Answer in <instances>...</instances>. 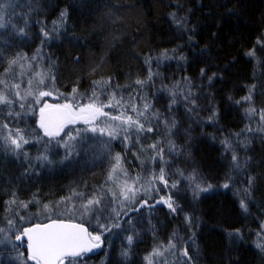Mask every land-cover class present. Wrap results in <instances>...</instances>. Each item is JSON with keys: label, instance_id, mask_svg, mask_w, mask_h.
Masks as SVG:
<instances>
[{"label": "trees", "instance_id": "trees-1", "mask_svg": "<svg viewBox=\"0 0 264 264\" xmlns=\"http://www.w3.org/2000/svg\"><path fill=\"white\" fill-rule=\"evenodd\" d=\"M0 4V95L31 79L57 105L92 104L124 127L66 149L65 138L31 131L34 101L0 105V141L9 124L44 142L31 139L29 167L0 150V264H34L2 237L8 220L19 234L73 222L39 215L72 193L103 203L101 228L81 224L104 248L75 264H264V0ZM117 156L130 178L147 177L146 203L163 206L114 208L107 180Z\"/></svg>", "mask_w": 264, "mask_h": 264}, {"label": "rangeland", "instance_id": "rangeland-1", "mask_svg": "<svg viewBox=\"0 0 264 264\" xmlns=\"http://www.w3.org/2000/svg\"><path fill=\"white\" fill-rule=\"evenodd\" d=\"M2 0H0L1 2ZM4 6V5H3ZM4 8L2 9V5L0 4V23L2 21H4ZM3 27L0 26V29H2ZM36 73V72H35ZM39 78V77H38ZM40 79V78H39ZM31 81V83H29ZM34 83L31 79L28 80V82L24 85H21L20 87H16L13 91V95L11 98H8L10 100H12L13 102H16L18 104H20V106L23 107V104L28 103L27 100L29 99V101H34L35 102V106L37 110V128H33L31 129V131H34L37 133H40L42 138L47 139V140H52V141H56V140H60V138L64 139L65 141H67L68 143V147H64L66 149H74L77 148V144L79 145L80 143L73 142V140H68V138L64 135V133L70 132L72 133V135H76V130H80V135L77 136V138L79 137V139H84L86 137H89L92 134H99L101 133L99 131V129H105V131L101 134H104L106 136H115L116 134H118V131L121 129L123 130L124 127L123 124H120L121 126H115L114 123L108 122L106 120H103L104 116L102 114L97 113V116L94 119H90L89 123H75V124H69L67 125L63 132H61L60 136H55V137H49L46 136L44 134V130H42V128L39 126L40 123V110L41 108L44 107L45 104L48 105H52V106H56V97L53 95H46V96H40L39 93L35 92V87L33 86ZM18 93V95H17ZM29 93H31L29 95ZM33 96L35 97V100H32L30 97ZM82 107H75L72 105V111L79 113V109ZM35 107H34V111H36ZM98 109V108H96ZM100 113H102L100 111ZM5 125L7 127H5ZM3 125V131L5 133V136L8 137L9 135H11L12 138H17V136H13V134L19 133L16 132L14 129H12L10 127L9 124H5ZM97 128L96 132H92V131H85L86 129H90V128ZM37 129V130H36ZM109 133H112L111 135ZM120 133V132H119ZM19 135H21V133H19ZM24 138L26 140H28L29 142L27 144H22V148L19 150H15L14 145H11L10 143H6L5 142V137L1 138L0 141V150L3 149V153H5V155L7 154L9 156H13L15 157V159L17 158L18 160L21 159L23 164L27 165L28 167L29 162H30V158H32V156H29V151H27V147L30 146V144H33V142L35 143H40L43 142V139L41 140H35L33 139L34 137H28L23 135ZM76 138V139H77ZM31 139H33V142H31ZM84 139V141L86 140ZM64 141V142H65ZM81 141V142H84ZM58 142V141H57ZM22 143V142H21ZM44 143V142H43ZM9 149V150H6ZM72 149V150H73ZM52 152V150H51ZM26 153V155H25ZM70 158V157H69ZM17 160V161H18ZM32 161H34V157L32 158ZM121 163L119 161V164H117V168L115 169V171L113 172V174H111V179L108 178L107 181H109L108 186L110 187V192H111V199L114 201V208L115 209H122V208H131L133 206H137L140 201H144L145 203L147 202V199L150 198L149 196L151 195L147 190V177L145 178V175L142 174L143 172L139 171L138 173H135L133 175V178H130L128 173H126L122 168H121ZM33 167V166H32ZM153 175V174H151ZM155 175V174H154ZM157 185V184H156ZM156 185L154 186V189L156 188V190L159 187H156ZM149 188H151L149 186ZM152 189V188H151ZM159 190V189H158ZM157 190V191H158ZM92 200L94 201L93 204L88 206V209L85 210V208L83 207V205H87L88 201ZM95 201H99V203H95ZM161 201V200H159ZM102 200L100 199H96V198H90V199H85L84 197L80 196L79 194H67L65 196V198L59 203V204H55L48 205V208L45 209L43 208L42 211H39V213H37V209H34V212H31V214L34 215H30V216H35V214H39V215H43V218H46L48 220L50 219H64V220H70L73 221L71 223H79L80 225H82L81 223H88L90 225H98L100 228V218L98 215H100L99 212V208L98 207H102L101 203ZM149 202V201H148ZM106 205V203H104ZM103 208V207H102ZM30 209V210H33ZM19 212V211H17ZM19 214V213H18ZM36 214V215H37ZM59 217V218H56ZM33 217H31L30 219H32ZM29 219V220H30ZM13 220V219H12ZM19 223V222H18ZM19 226V225H18ZM16 226V223H14L13 220V224L9 225L8 227V231L6 232V234H3L2 237L5 238L7 237V240L13 244V245H20L23 247H27V241H22L20 243H17V240L15 239L16 235H21L19 234V230L20 228ZM101 230V229H100ZM16 233V234H15ZM95 236H99L97 234H95ZM101 237V236H99ZM102 238V237H101ZM103 240V239H102ZM104 242V241H103ZM158 259V262L160 261L159 258V254L155 256V260ZM31 261V260H28Z\"/></svg>", "mask_w": 264, "mask_h": 264}, {"label": "snow or ice", "instance_id": "snow-or-ice-1", "mask_svg": "<svg viewBox=\"0 0 264 264\" xmlns=\"http://www.w3.org/2000/svg\"><path fill=\"white\" fill-rule=\"evenodd\" d=\"M249 55H252V53L250 52ZM10 63H15V61H12ZM43 82L44 81L41 79L37 83L42 84ZM29 83H31V81ZM137 83L141 82L137 81ZM16 87H19V85H17ZM73 91L75 92V89ZM30 94L31 93H29V95ZM50 94L51 93L48 92L39 93L40 96H46ZM93 95H95V93H93ZM247 99H250V97H248ZM11 103L12 100L8 99L6 96L0 95V105ZM46 110L52 111L46 112ZM97 113L107 115L106 113H100V110L96 109L92 104L80 108L79 113L72 111L71 104L56 106L45 104L44 107L40 110V127L44 129V134L46 136H60L61 132H63L64 128L67 125L75 124L79 119H82L84 123H89V114L94 119ZM113 119H119V117H113ZM130 119L131 117H129V120ZM5 127L7 126L5 125ZM85 131L96 132L97 128L93 127L90 129H86ZM99 131L103 133L105 129L101 128L99 129ZM109 134L111 135L112 133ZM64 135L68 138V140H75L77 136L80 135V130H76V135H72L71 131L64 133ZM4 139L6 143L14 145L15 150L21 149L22 144H27L29 142L24 138L23 135H19V133L17 134V138H12L11 135H9ZM65 147H68L67 141H65ZM37 159L47 160V156L37 157ZM119 159V156H117V164H119ZM236 159V156L233 155V161H236ZM238 166L239 165L237 164V167ZM113 171H115V168L113 169ZM160 178L163 179V170H161ZM109 179H111V176L109 177ZM227 186V184L224 185V187ZM9 203L14 204L16 203V201L13 200ZM93 203L94 201L89 200L88 204L83 205V207L85 208V210H87L88 206ZM95 203H99V201H95ZM22 206L27 207V205ZM169 207L172 208V205L169 204ZM44 208L47 209L48 205H44ZM173 211H175L174 208ZM8 224L12 225L13 221L8 220ZM3 231L4 229L0 228V232ZM86 233L87 230L82 228L80 225L65 224L62 222L53 221L51 224H36L33 227L25 228L21 235H16L15 239L17 241H21L24 237L27 238V260L34 261L35 264H75L76 257H80L82 253L90 251L91 247L99 246L98 244L89 246L84 238ZM88 235L90 236V234ZM91 238L95 241L100 240L99 236ZM132 239V236L128 237L129 243H131ZM0 243H2V241H0ZM125 255H127V253H125ZM185 255H187V253H185ZM149 264H151L150 261Z\"/></svg>", "mask_w": 264, "mask_h": 264}, {"label": "water", "instance_id": "water-1", "mask_svg": "<svg viewBox=\"0 0 264 264\" xmlns=\"http://www.w3.org/2000/svg\"><path fill=\"white\" fill-rule=\"evenodd\" d=\"M49 111H52V110H46V112H49ZM96 116H97V114L95 115V117H96ZM90 119H93V118H92V116L89 114V120H90ZM77 122H79V123H84L82 119H79ZM39 126H40V123H39ZM42 130H44V129L42 128ZM164 204H165V201L163 200V201H157L156 203H154V204H150V205L147 204V203H143L141 206H142L143 208H150V209H151V208H153V207H155V206H163ZM52 222H53V221H52ZM52 222H49V223H46V224H51ZM56 222H62V223H65V224H77V223L64 222V221H56ZM77 225H80V224H77ZM80 226H81L82 228H84V229L87 230V233L85 234V237H84L86 243H87L89 246L94 245V244H98V245H99L98 247H91V250H90V251H87V252L82 253L80 257L85 256V255H91V256L99 255V254L102 252L103 248H104V242H103L102 238L100 237V240H99V241H95V240H93L91 237H95V235H92V234L90 233V231L88 230L87 227H85V226H83V225H80ZM32 227H33V226H32ZM88 234H90V236H89ZM22 241H27V238L24 237L21 241H17V243H20V242H22ZM76 258H79V257H76ZM32 262L35 264L34 261H32Z\"/></svg>", "mask_w": 264, "mask_h": 264}]
</instances>
